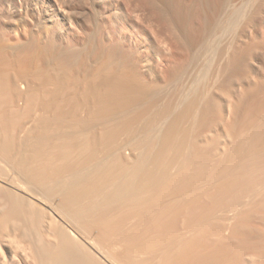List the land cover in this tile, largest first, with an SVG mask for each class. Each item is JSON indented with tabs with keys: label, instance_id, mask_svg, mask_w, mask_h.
Returning <instances> with one entry per match:
<instances>
[{
	"label": "bare ground",
	"instance_id": "obj_1",
	"mask_svg": "<svg viewBox=\"0 0 264 264\" xmlns=\"http://www.w3.org/2000/svg\"><path fill=\"white\" fill-rule=\"evenodd\" d=\"M249 4L250 0H94L78 24L64 11L49 17L59 41L56 49L53 34H47L24 60L0 57V264H127L134 254L139 264H169L180 249L191 257L198 256L195 249L203 250L205 264H238L230 258L234 253L229 256L222 250L234 232L229 235L227 228L217 225L216 230V212L209 218L196 215L192 208L199 202L192 197L203 192L197 199L203 201L215 193L209 195L215 199L218 190L209 189L226 184L236 176L233 172L246 175L244 170L237 172L247 155L242 156L245 146H260L251 155L264 163V135L258 142L259 134L252 135L264 124V7L260 17L233 36ZM50 58L65 71L63 79L24 76V67L43 68ZM246 64L256 68L254 75L252 69L241 73ZM249 96L254 98L252 107ZM198 117L206 150L191 165L198 163L196 172L204 185L186 196V201L197 202H190L192 207L178 196L194 188L185 189L182 172L176 176L164 158L176 144L173 137L180 124ZM262 127L259 131L264 132ZM35 133L37 137L31 135ZM126 135L140 138L145 147L140 157L126 152ZM162 136L167 140L161 141ZM227 163H239V169ZM248 163L250 167L253 160ZM227 168L236 170L232 175ZM222 173L232 177L219 181ZM172 178L181 182L179 188L183 185L181 194L178 188L169 189ZM210 179L208 189L205 183ZM230 180L227 184L234 190L239 183L233 185L235 177ZM244 189L243 194L248 193ZM178 204L197 217H189L192 212L184 213ZM112 205L120 212L141 206L144 218L151 220L149 226L166 229V240L158 242L154 231L148 236V229L121 228L122 221L115 222L120 216L106 217ZM146 205L149 208H143ZM247 257H240L239 264H250Z\"/></svg>",
	"mask_w": 264,
	"mask_h": 264
},
{
	"label": "rangeland",
	"instance_id": "obj_2",
	"mask_svg": "<svg viewBox=\"0 0 264 264\" xmlns=\"http://www.w3.org/2000/svg\"><path fill=\"white\" fill-rule=\"evenodd\" d=\"M93 1L94 0H13V2L9 3L8 0H1V2H0V57L1 56L8 57L11 55L15 59L24 60L25 57L28 55V52L30 50H35L38 48L39 45H42L41 42L43 41V37H44V35H47V34H53V36L55 38V44H56V47L54 49H56L57 45L59 44V41H58L57 35L54 34L55 25L51 22L49 17H51L52 15L57 14L59 12H61L63 14H64V12H66V15L69 18L73 19V21L76 22V24H78L79 21L81 22V21L85 20L84 16L86 15L87 7L91 6ZM263 5H264V0H250V4L242 9L243 13H244V17L241 18L239 20L240 21L239 24L236 25V27L234 29L235 32H233L234 37H237L240 34V32H242L243 29H245L246 26L250 22H252L255 18L257 19L258 17H260L259 14H260V11L264 7ZM238 6H240V5H238ZM16 32L21 33V35L19 37L15 36ZM25 35H26V37H25ZM261 40L262 39H259V41H261ZM52 52H54V51H52ZM246 65L247 66H245V65L242 66L241 73H245V74L248 73L249 74L250 69H252V67L248 68V64H246ZM249 66H253V64L252 65L249 64ZM59 67L60 66H59L58 62H56L54 58H50L47 62V65L44 66L43 68L36 69V68H33L30 64L27 65L26 67L23 68V74L26 77L38 76L40 79H45V78L47 79L48 75H54L59 79H63L65 77L66 73H65V71H62ZM248 69H249V71H248ZM253 71H254V73L256 72V68H254V66H253V69L251 70V73ZM254 73H252V75H254ZM80 78L81 79L85 78V74L81 73ZM81 84H82V82H80L78 84V89L80 91H82V89L80 88ZM148 93L149 92H147V94ZM252 97L253 96H251L249 99H247V101L251 102V103L247 102V105H246L247 108H248V103H250L249 106L252 107L251 104H252V101L254 100V98H252ZM251 98L253 99L252 101H251ZM262 102H264V100H262ZM250 107L248 109H250V110L253 109ZM261 115H263V114L261 113ZM261 115H259V116L256 115L255 117H257V116L260 117ZM255 117H253V120ZM258 121L259 120L255 118L254 122L257 123ZM261 122L262 121H259L260 124H261ZM202 125H203V121L201 120L200 117H198L196 119H190L187 123H186V121L181 123L178 132L173 137L175 139L176 144L174 146L170 147L165 154L164 164L165 165H171V167L173 169L172 171L174 174H176V176H178V174H180L182 172V174H180L181 175L180 177L182 179L180 177L179 178H180V180H182L181 181L182 184H184V185H185V183L187 184V187H184V188L185 189L189 188L188 190H191L194 188V190H192V191H187L188 193L185 194L183 197H182V195L180 197L177 194V196L179 197L178 199H180V201H182V202H183L182 198L186 201V199L189 198V197L187 198L186 196H188V194L190 196L192 192L196 191L195 189L197 188V186H198V188H197V190H198L202 186V184L204 185V183L200 184L203 181L202 175L199 173L200 175L198 176V173L196 172V168L199 166L198 163L196 164L197 166L195 165L196 167H194V165H191L194 161H195V163L197 160L199 161V159H198L199 155H200V157L202 154L205 155L204 153H205L206 148L201 146V142H204V134H205L204 126H202ZM257 125H258V123H257ZM255 126H256V124H255ZM260 126L262 127V126H264V124L260 125ZM260 126H258V127L256 126L258 131L263 129V127L261 128ZM254 129H256V128H254ZM254 129H252V130H254ZM256 130L253 131L255 133L252 132L253 133L252 134L250 132L249 135L252 134L255 137L256 135L259 134L256 138L257 139L256 141L258 142V139L264 135V134H262L264 132H261L262 130L259 132ZM256 132H258V133H256ZM254 134H256V135H254ZM31 135L36 136V137L38 136V134H36V133L31 134ZM252 135H250V137H252V138H250V137L249 138L253 140L254 137ZM260 135H262V136H260ZM124 137H125L124 143L126 144L125 145L126 152L127 153L130 152L131 153L130 156H132L134 154V157H140L141 152H143L145 150V147L139 144L140 138L138 136H130V135H126ZM162 137L163 138H160V140L161 139L167 140L166 137H164V136H162ZM262 138L264 139V136ZM52 139L55 140L54 137H52ZM208 139L211 141L213 139V136L208 137ZM252 140L249 142L252 143ZM239 141H242V139ZM254 141H255V139H254ZM263 142H264V140H263ZM49 144H52V142H50ZM49 147H50V145L47 146V148H49ZM246 147H248V148H246ZM253 147L256 148L257 146H253ZM254 148L252 149L251 146H249V145L245 146V152L248 151V149H249V151L251 152L250 156L252 158H254L255 156L253 157L251 154H253V152L255 153V151L259 152L260 146H258L259 149L256 148L257 150L256 149L254 150ZM156 150L151 152L152 155L155 154ZM252 150H254V151H252ZM245 152H243L244 154H242V156L247 154L248 156L247 155H245V156H246V159H247V157H249L248 158L249 161H248V159L246 160L245 156H244V157H242V160L243 159L244 160L243 161L241 160V162L242 163L244 162L243 164L246 165V163L253 160V163H255V165L253 163L251 164V166H252V167L250 166L251 168L249 167L250 164L248 163V166L247 165L246 166L249 169H247V167H244L243 164H241V162H240L241 167H243L244 169L240 167V170L237 172L244 170L246 175L243 174L244 176H241L240 173L242 174V172H240L239 176H237L238 174L236 172L235 173L233 172L234 169L235 170H236V168L239 169V167H238V165H240L239 163H238V165H236L237 163L234 165L231 163L232 166H230L231 164H229V163H227V164L229 165L230 168H233L236 166V168L232 169L233 174L234 175L236 174V176H234V177L236 180H237L236 177H238L239 179L241 178L240 180H237L236 182L234 180H232L233 185H234V183H236V185H237V183H239V185L237 187L240 186L241 190L243 188L248 190L250 187H252L251 189L252 190L255 189V191L251 192V189H250V191L248 190V193H247V191H245V193L243 194V190L241 191L239 188L236 187L239 190V191H236L237 194L240 191L242 192V194L240 192V194H238V195H241L243 198L241 196L239 197L234 191V190H237L235 188V186H234V190H231V189H233V187H232L233 185H231L232 188L229 187V185L231 184V180L229 181V179H233L234 177L229 178L228 182L230 184H227L228 182L226 181L227 180L226 178H227V176L229 177L230 174L227 175L228 172H226V168L225 169L223 168L224 171L222 170V172L223 173L226 172L227 176L224 175L225 173L224 174L222 173L221 175L226 176V177H223V176L220 177L221 176L220 175L219 181H221L222 180L221 178H223V181L227 182L226 184H224V183L221 184L222 186H223V184H224V186L226 185L225 186L226 189L221 190L220 188L222 186L219 184L221 187L218 186L219 187L218 189H216L217 187H215V189L212 187L213 190L211 192V190L209 188L211 187V184H212L211 181H213V180L210 179V181H208L207 184L205 183V185H207V187H208V184L211 183L210 187H208L210 193L216 192V190H218V192H216V194L219 193L217 195V198L214 199V197H212L215 195V193H214V195L208 194V196L212 195V196H209L210 199L207 196V200H205L206 197H204L203 201H201V200L198 201L197 199L200 198L202 195H204V193L202 192V195H200L199 197H192V198H195L196 201L199 202L198 204H200L201 202H205V205L203 204V206H202V203H201V206L198 205L197 202L195 203L194 199H191V200H193V203L195 205L197 204L195 208H192V207H194L191 205V204H193L192 201L187 200L185 203H186V205L189 204L192 206V207L189 206V208H192V210L194 209L195 213L197 212L196 215L199 214L202 216V214H200V213H203L204 214L203 216L205 218L208 216L211 217V215H213L212 213L216 212L213 215L214 216L213 219H215V220H213V222L216 220L218 222L219 221L220 222L219 223L217 221H216V223L214 222L215 223L214 226L217 225V226H221V228L225 227L224 229L227 228L226 230L230 231V232H228L229 235H230V233L234 232V235H231V237L233 236V238H229L227 236V238H229L230 240L228 239L229 242H228V240H226L227 242L225 244L227 245L229 243L228 245H231V246L229 247L227 245V247L230 250L228 248H226V250L222 249V250L226 251V252L223 251L224 252V253L222 252L223 254H226L227 252H229L228 255L230 253H234V256L232 254L230 258L233 259L235 257L236 260L233 259V261L235 260L234 262H237L238 264H239L238 261H240V257L243 260V258L247 257V256L250 257V259L252 260V262H249L250 264H264V187H262L263 183H264V163H262V162L259 163L258 160H257V162H255L256 159L255 158H254L255 160L252 159L249 156V153L248 152L245 153ZM195 158H197V160ZM221 158H220V161H221ZM250 159H252V160H250ZM234 163H235V161H234ZM189 164H190V166H193L194 169H193V167L188 169ZM262 167H263V169H261ZM185 168H186V170H185ZM245 168L248 171H246ZM227 169H228L227 171L231 170L229 168H227ZM209 170H208V173H209ZM232 172L229 171V173H231V174H232ZM208 173L205 172L204 174H208ZM183 174H185V175H183ZM249 175H250V177H249ZM200 176L202 177V179ZM230 177H232V176L230 175ZM261 181H263V183ZM179 182L180 181L177 182L176 179L172 178V181L168 182V187L171 185L170 186L171 188H169V189L171 190L173 188H178L180 190L179 194H181V192H182L181 189H182L183 185L181 184L182 187L179 188L178 187ZM241 185L242 186L244 185L245 187L243 186V188H242ZM175 186H177V187H175ZM214 186H216V185H214ZM253 186L254 187L256 186V188H254ZM257 188H261V189H257ZM185 189H184V191H185ZM200 189H199V191H200ZM219 189H220V191H219ZM174 190H176V189H174ZM202 191H204V189ZM209 191H206V192L209 193ZM189 192H191V193H189ZM250 192H251V194H250ZM254 192H256V193L254 194ZM229 193H231V194H229ZM173 194H175V193H173ZM206 194L207 193H205V196H206ZM234 194H236L238 197ZM196 195H198V193ZM234 196H235V198H234ZM219 197H220V199H219ZM173 198L174 197H171V198H169V200L170 199L172 200ZM200 199H202V198H200ZM211 199L213 201L216 200V203L213 202ZM218 199L220 201H217ZM239 199H241L240 201H243L244 204L242 202H239L238 201ZM169 200L167 202L170 203L169 205H171L172 204L171 202H173V201H169ZM236 201L238 203H240V205ZM190 202H191V204H190ZM211 202L215 203L214 206H212L213 204ZM219 202H220V204H219ZM235 203H237L238 206L236 204V206L234 207ZM180 204H182V203H180ZM224 204H226V205H224ZM147 206H150V205H146L143 208H149ZM181 206L178 204V209L183 208V207L186 208L185 206H183V207H181ZM226 206H227V208H226ZM231 206L234 207V209ZM241 206L244 210L242 208L238 209V207H241ZM118 207L119 206H117V205H112V206L108 207V209L106 210V217H109L112 220L115 218V220H116L117 217L120 216V219L118 218L119 220H116L115 222L116 223L119 222L118 224H120V222L122 221L121 223L125 226L120 225L121 228H125V227H127L128 229L137 228L138 229L137 231L143 230V232H146L145 230L148 229L149 231L151 230L148 233V236L149 235L151 236V234L153 233L152 235L155 234V236H152V237L153 238L155 237L156 240L158 239L157 240L158 242H160V241L164 242L166 240L165 239L166 238V232H164V231H166V229L165 230L157 229L153 224H150V226H149V223H151V222H149L150 219H148V221H147V217H146V219L144 218L143 212L140 211L142 209L141 206L139 208L127 206L126 209H123L121 212H120V209ZM214 207H215V209L213 210ZM223 207H224V209H223ZM184 208L182 209V211L187 209V208L186 209H184ZM137 210H139V212ZM192 210L191 211L189 210V211L192 212ZM238 210H239V212H238ZM189 211H187V212H189ZM187 212L184 211V213H187ZM193 213L194 212H192L191 214L188 213L189 215L188 214H184V215H188L190 217V216H193ZM125 214H126V216L128 215V217H125ZM219 214H223V215H219ZM188 216H186V217L188 218ZM193 217L196 218L197 216L195 217V215H194ZM193 217H191V218L193 219ZM204 217H202V218H204ZM122 218L123 219L125 218V219L122 220ZM164 222H165V220H164ZM151 226L154 228H152ZM211 226H213V223L211 224ZM217 226L215 228H216V230H219L218 228H220V227H217ZM215 228H213L214 229L213 230L211 227L210 230L212 229V231H216ZM152 231H154L155 233ZM137 234L138 233H136V237L140 238L141 234H139V235H137ZM167 235L169 236L168 233H167ZM168 236H167V238H168ZM134 239H135V237H134ZM242 243H243L244 247H243ZM121 248L123 251H125L123 247H121ZM231 249H233L232 252H231ZM195 250H196L195 253H197L198 256H192L191 257L190 253L187 252L185 249H180L178 252L173 254V257L171 259V263H169V264H205L202 260L205 257V252L203 250H199V249H195ZM241 251L244 253H242ZM236 252L242 253L244 255H238L239 253L235 254ZM121 254L127 255L126 252H122ZM228 255H226V256L228 257ZM260 255H261V258H260ZM134 256H135V254H134ZM134 256L131 255V258H129V261L127 264H139L137 262V260L135 259V258H137L136 257L137 255L135 256V258H134ZM173 258H175V259H173Z\"/></svg>",
	"mask_w": 264,
	"mask_h": 264
}]
</instances>
